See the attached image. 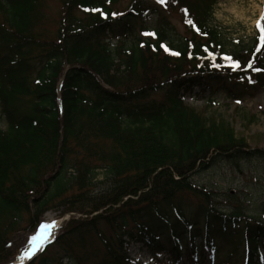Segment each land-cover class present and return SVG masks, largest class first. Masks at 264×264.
I'll use <instances>...</instances> for the list:
<instances>
[{"label":"trees","instance_id":"1","mask_svg":"<svg viewBox=\"0 0 264 264\" xmlns=\"http://www.w3.org/2000/svg\"><path fill=\"white\" fill-rule=\"evenodd\" d=\"M120 1L61 0L53 19L47 0H0V262L15 228H35L55 202L92 201V212L119 207L67 224L30 264H136L131 243L169 264H182L183 252L214 258L220 245H245L247 264H264V219L191 179L219 159L264 160V151L184 104L195 89L231 100L264 89L260 33L230 48L210 24L216 0H174L186 34L169 0H128L123 11ZM225 56L241 67L212 65ZM100 174L111 192L89 199ZM31 190L42 199L32 203Z\"/></svg>","mask_w":264,"mask_h":264},{"label":"rangeland","instance_id":"2","mask_svg":"<svg viewBox=\"0 0 264 264\" xmlns=\"http://www.w3.org/2000/svg\"><path fill=\"white\" fill-rule=\"evenodd\" d=\"M217 3L213 7L212 19L210 24L216 28L220 37L225 43L230 45V48L243 49L252 42L256 36L258 29L256 23L260 19L264 10V0H216ZM128 0H121L116 4V8L119 11H123L127 8ZM176 5L174 0H169V18L172 24L177 29L179 34H186V26L184 25L181 15L174 13L171 16V7ZM47 17L57 18L62 10L61 0H47ZM177 7V6H176ZM150 14V13H148ZM155 15H148L149 21L155 20ZM49 31L54 32L56 25L52 23L46 26ZM66 42V41H65ZM229 53H233L232 50H228ZM225 59V57H223ZM212 60L213 66L229 67L230 61ZM241 67V66H240ZM239 67V68H240ZM232 70L234 68L229 67ZM238 68V69H239ZM126 76V75H125ZM118 77V76H117ZM121 77L120 79H123ZM109 81L111 79H108ZM150 97L153 99H159V93H151ZM149 97V98H150ZM239 101V103H237ZM184 103L186 106L196 110L200 115H204L210 120L217 119L220 123L227 127L225 128L229 134H231L236 140L242 139L246 148L257 149L264 151V89L259 91L255 96H245L241 100H230L224 94H217L214 97H210L208 102L207 94H203L197 89L192 90L188 95L184 96ZM1 128H4L2 126ZM237 149V148H236ZM237 163V164H236ZM236 163L227 162L224 159H219L214 165L206 172H201L194 175L192 183L201 189L208 191H217L219 193L232 194L234 196L233 201H236V205L243 206L249 212H253L255 217L264 219V160L252 158L249 160H242ZM47 176L54 174L53 171H47ZM176 179V178H175ZM112 181H106L100 174L94 182V185L87 191V196L94 197L100 193L111 192ZM42 190L26 191V197L32 199V203L36 200H41ZM137 200V197H124L123 200L128 199ZM90 199V198H89ZM234 203V204H235ZM230 203H223L221 207L230 206ZM96 205L95 202H89L80 206L72 205H59L56 202L47 208L45 212L37 219V225L35 228L29 229L27 225H22L21 228H15L12 247L8 249V256L4 261L0 263L15 264L17 260L28 251L29 240L34 235L41 233V225L55 224L50 228L48 236L40 243H51L64 227L68 228L69 223L72 221L87 220L97 216V214L103 213L104 210L110 208H118L119 204L107 203V207L99 209L96 212H92L91 209ZM101 229L105 230L107 235L111 233L104 225H101ZM74 241V240H73ZM76 242V240H75ZM52 244V243H51ZM41 246L35 252L34 257H38L41 252ZM50 246V245H49ZM230 246H223L220 249V257L223 261L231 260L233 264H242L241 259L234 253L230 254ZM53 249L50 247V250ZM129 255L133 257L137 263L140 264H152L154 261L144 252L139 246L131 244L129 246ZM59 254V255H58ZM57 259L62 258V254L59 252ZM61 256V257H60ZM33 257V258H34ZM35 259V258H34ZM162 258H160L161 260ZM64 260V258H62ZM5 262V263H4ZM31 262V261H30ZM30 262L28 264H30ZM66 261H64L65 263ZM160 264H166L160 262ZM188 264H209L206 262L205 257L200 262Z\"/></svg>","mask_w":264,"mask_h":264},{"label":"snow or ice","instance_id":"3","mask_svg":"<svg viewBox=\"0 0 264 264\" xmlns=\"http://www.w3.org/2000/svg\"><path fill=\"white\" fill-rule=\"evenodd\" d=\"M159 3L164 4L166 3V0H158ZM88 9H86L87 11ZM92 11H99V9H92ZM103 14V13H102ZM113 16L118 15L117 13H112ZM264 17L261 18V20H258L256 23V28L258 29L260 35L258 37L259 41H260V48H264ZM188 23L191 25L192 21L189 20ZM162 47L165 48V51H169L171 55H175V56H179L180 53L179 52H171L170 49H168L166 46ZM259 50V49H258ZM225 59L230 61L229 67H232L234 69H238L240 67V63L239 61H234L232 59V57H225ZM249 67H251V64H249ZM257 71H260V69H256ZM237 103H239V101H237ZM55 224L53 223L52 225H48V224H44L41 225V232L42 233H47V230L51 227H54ZM46 238L45 235H34L31 237V239L29 240V244H31L33 246V248L29 251L26 252L24 255L26 258H31L32 255H34L35 251L38 250V248L36 247L38 242H42L44 239Z\"/></svg>","mask_w":264,"mask_h":264},{"label":"bare ground","instance_id":"4","mask_svg":"<svg viewBox=\"0 0 264 264\" xmlns=\"http://www.w3.org/2000/svg\"><path fill=\"white\" fill-rule=\"evenodd\" d=\"M49 232H50V228L47 230V233H45V236L47 237L48 236V234H49ZM131 244H133V243H131ZM131 244H129L128 245V247H127V251L129 250V246L131 245ZM39 245V243L37 244V246ZM134 245H137V246H139V248L142 250V251H144L147 255H149L150 256V254L145 250V249H143L142 247H141V245L140 244H134ZM32 246V245H31ZM36 246V247H37ZM40 246H41V244H40ZM33 248V246L32 247H29V249H28V251L27 252H29L31 249ZM262 249V248H261ZM36 252V251H35ZM129 252V251H128ZM26 253V252H25ZM24 253V254H25ZM22 255L18 260H17V263L16 264H25L27 261H29V258H26L25 257V255ZM35 254V253H34ZM34 255H32L31 257H33ZM130 256V255H129ZM196 257H202V255H198V256H196ZM130 258L132 259V261L134 262V263H136V264H140V263H137L136 262V260L133 258V257H131L130 256ZM197 261H199V259L197 260Z\"/></svg>","mask_w":264,"mask_h":264}]
</instances>
